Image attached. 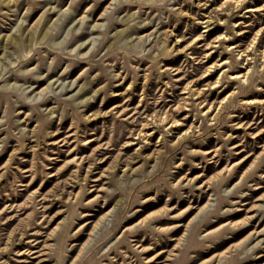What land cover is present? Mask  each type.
<instances>
[{
	"label": "rangeland",
	"instance_id": "374dc122",
	"mask_svg": "<svg viewBox=\"0 0 264 264\" xmlns=\"http://www.w3.org/2000/svg\"><path fill=\"white\" fill-rule=\"evenodd\" d=\"M0 264H264V0H0Z\"/></svg>",
	"mask_w": 264,
	"mask_h": 264
},
{
	"label": "bare ground",
	"instance_id": "6f19581e",
	"mask_svg": "<svg viewBox=\"0 0 264 264\" xmlns=\"http://www.w3.org/2000/svg\"><path fill=\"white\" fill-rule=\"evenodd\" d=\"M248 10H253V9H248ZM106 217V216H105ZM105 217H103L98 223H96L95 225H94V227L93 228H96L97 227V225L105 218ZM85 245V244H84ZM35 252V251H34Z\"/></svg>",
	"mask_w": 264,
	"mask_h": 264
}]
</instances>
